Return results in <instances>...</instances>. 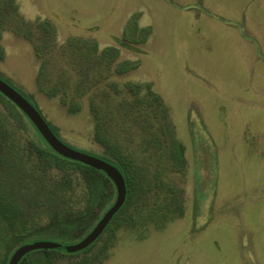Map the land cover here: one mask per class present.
<instances>
[{
  "label": "rangeland",
  "instance_id": "obj_1",
  "mask_svg": "<svg viewBox=\"0 0 264 264\" xmlns=\"http://www.w3.org/2000/svg\"><path fill=\"white\" fill-rule=\"evenodd\" d=\"M14 4L0 10V77L66 145L126 176L119 155L143 180L91 250L48 264H264V0ZM23 114L28 130L10 127L30 167V139L47 141ZM29 173L10 184L31 224L49 207ZM40 240L77 242L20 245Z\"/></svg>",
  "mask_w": 264,
  "mask_h": 264
},
{
  "label": "trees",
  "instance_id": "obj_2",
  "mask_svg": "<svg viewBox=\"0 0 264 264\" xmlns=\"http://www.w3.org/2000/svg\"><path fill=\"white\" fill-rule=\"evenodd\" d=\"M9 5L14 11L17 10L14 0H0V10H6L5 7ZM42 26L47 28L49 24L45 22L42 23ZM148 30L146 29V31ZM156 97L158 99L160 96L157 95ZM0 100L6 108V110H0V264H9V259L14 250L20 246V242L39 232L68 236L76 238L77 242L80 241L96 225L106 209L113 204L115 185L107 175L96 168L79 161L67 159L56 153L44 139L46 145L38 144L30 139L31 147L27 157L30 159L29 162L33 164L31 163L30 167H26L28 163L25 164L23 147L18 143L16 144V136L10 127L12 125L16 132L17 129L27 131L28 126L24 114L2 93H0ZM173 141L172 153L174 148L180 150L178 160L183 161L182 151H184V146L177 144V140ZM33 155L36 156L37 160L31 161ZM115 156L118 161L122 162L127 171L125 177L128 197L109 225L115 217L124 212L125 207L129 206L131 194L136 190L135 186L139 182L143 183L141 174L133 162L129 160L124 162L121 156L116 154ZM171 159H174V156ZM131 165L132 168H130ZM29 170L33 171L32 176L35 177V181L40 183L44 190V196L40 199L35 198V202L43 200L47 202L46 205L49 207V213H43L46 216L39 217L41 221L33 219L31 224L28 223L29 220H26L22 204L17 201L18 197L13 196L16 192L11 191L12 186L10 184L13 177H19L23 174L28 175ZM51 170L56 171L60 178L51 180L48 175ZM49 181L52 182L48 183ZM74 182H77V184H74ZM74 185L78 187H74ZM76 188L80 191L79 194H76ZM95 243L75 253H65L57 250H36L33 252H43L45 255L38 258L37 263L48 264L53 257L50 253L71 258L83 252H88ZM31 254L32 252L25 255L19 264H29L27 260Z\"/></svg>",
  "mask_w": 264,
  "mask_h": 264
},
{
  "label": "water",
  "instance_id": "obj_3",
  "mask_svg": "<svg viewBox=\"0 0 264 264\" xmlns=\"http://www.w3.org/2000/svg\"><path fill=\"white\" fill-rule=\"evenodd\" d=\"M0 93L11 100L32 121L51 148L61 156L84 163L107 175L117 189L115 203L106 211L92 230L80 241L72 244H62L54 241H34L18 246L12 253L9 264H19L21 259L36 250H57L65 253H75L88 248L104 232L116 213L124 205L128 188L122 171L114 164L95 156L79 152L66 145L52 130L46 119L38 109L16 88L0 77Z\"/></svg>",
  "mask_w": 264,
  "mask_h": 264
},
{
  "label": "crops",
  "instance_id": "obj_4",
  "mask_svg": "<svg viewBox=\"0 0 264 264\" xmlns=\"http://www.w3.org/2000/svg\"><path fill=\"white\" fill-rule=\"evenodd\" d=\"M92 7H93V5H92Z\"/></svg>",
  "mask_w": 264,
  "mask_h": 264
}]
</instances>
